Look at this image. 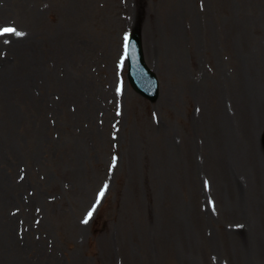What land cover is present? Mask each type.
I'll return each instance as SVG.
<instances>
[{"label": "rangeland", "instance_id": "374dc122", "mask_svg": "<svg viewBox=\"0 0 264 264\" xmlns=\"http://www.w3.org/2000/svg\"><path fill=\"white\" fill-rule=\"evenodd\" d=\"M0 26L25 33L0 37V264H264V0H0Z\"/></svg>", "mask_w": 264, "mask_h": 264}, {"label": "water", "instance_id": "95a60500", "mask_svg": "<svg viewBox=\"0 0 264 264\" xmlns=\"http://www.w3.org/2000/svg\"><path fill=\"white\" fill-rule=\"evenodd\" d=\"M127 61L129 64L128 79L132 88L149 101H154L158 96L157 82L155 76L146 69L143 63L140 34L137 29L132 31L129 38ZM262 140L264 145V133Z\"/></svg>", "mask_w": 264, "mask_h": 264}, {"label": "snow or ice", "instance_id": "6c2138e0", "mask_svg": "<svg viewBox=\"0 0 264 264\" xmlns=\"http://www.w3.org/2000/svg\"><path fill=\"white\" fill-rule=\"evenodd\" d=\"M25 35V33L20 32L19 30H17L15 27L12 26H0V37H6V36H15L17 38H23V36ZM10 41L8 40H4V43H9ZM124 53H125V58H127L128 54H129V38L127 36L124 37ZM123 63V61H122ZM118 94H119V90H118ZM120 113L117 112V115H119ZM115 161L116 158H113V165H115ZM105 189L107 188V185L104 186ZM207 187V185H206ZM104 196V190H101V192L99 193V196L97 197V203H99L100 198H102ZM95 209H93L94 211ZM92 216V212L88 213V217L83 221V223H87L88 219H90Z\"/></svg>", "mask_w": 264, "mask_h": 264}, {"label": "bare ground", "instance_id": "6f19581e", "mask_svg": "<svg viewBox=\"0 0 264 264\" xmlns=\"http://www.w3.org/2000/svg\"><path fill=\"white\" fill-rule=\"evenodd\" d=\"M147 18L148 19H150L151 18V12H150V10L148 9V11H147ZM170 18V17H169ZM170 20L171 21H174L173 19H171L170 18ZM175 23H173L172 24V28H173V30L175 31V33L177 32L178 33V28H179V26H178V22L177 21H174ZM174 33V34H175ZM153 34L154 35H157L158 37H160L161 36V32L160 31H157L156 29H154V31H153ZM177 37L176 36H174L173 37V39L175 40ZM145 39V42H146V37L144 38ZM156 46H157V50H159V51H163V50H166V49H168V48H170V46L169 45H166L164 42L161 44L160 43V40H158V44H156ZM176 48V47H175ZM156 50H154V52H155ZM228 130H230L229 128H230V125H228ZM13 159V158H12ZM13 161H11V163H12ZM3 165H4V163L3 164H1V169H2V167H3ZM246 168V167H245ZM229 174H231V172H228V175ZM0 181H1V178H0ZM3 182H7V181H3ZM10 182H8V184H9ZM230 186H233L232 184L230 185ZM0 188H1V183H0ZM12 188H16V187H12ZM16 189H19V188H16ZM244 209V208H243ZM236 210V208H234V209H231V211H235ZM255 210L257 211L258 210V208L256 207L255 208ZM256 214V213H255ZM246 214H245V218H246ZM9 219H11V218H9ZM5 220H8V219H5ZM10 229H11V222H9V223H7V225H6V227H5V233L7 234V237H6V240L8 241L9 240V238H11V239H14V237L12 236V234H11V231H10ZM193 262V261H192Z\"/></svg>", "mask_w": 264, "mask_h": 264}]
</instances>
